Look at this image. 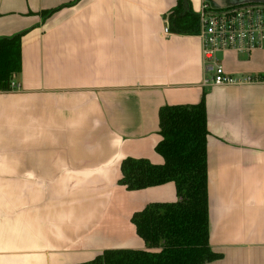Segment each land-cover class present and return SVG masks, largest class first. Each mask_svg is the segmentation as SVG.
<instances>
[{
	"label": "crops",
	"instance_id": "obj_1",
	"mask_svg": "<svg viewBox=\"0 0 264 264\" xmlns=\"http://www.w3.org/2000/svg\"><path fill=\"white\" fill-rule=\"evenodd\" d=\"M74 1L0 0V37L27 30L19 88L0 91V264L146 249L132 215L176 201L175 185L127 190L121 161L162 163L160 107L203 93L209 244L219 254L204 264H264V82L203 86L198 35L164 32L176 0ZM189 2L196 13L264 0ZM218 61L264 76V48Z\"/></svg>",
	"mask_w": 264,
	"mask_h": 264
},
{
	"label": "trees",
	"instance_id": "obj_2",
	"mask_svg": "<svg viewBox=\"0 0 264 264\" xmlns=\"http://www.w3.org/2000/svg\"><path fill=\"white\" fill-rule=\"evenodd\" d=\"M69 5L46 10L42 18ZM166 18L172 33L198 32V16L189 0H176ZM26 32L0 37V91L10 90V82L21 71V38ZM158 116L161 139L154 149L163 162L126 157L118 183L139 190L173 182L177 200L149 203L132 215L146 249H107L79 264H204L219 257L209 244L205 94L195 104L161 106Z\"/></svg>",
	"mask_w": 264,
	"mask_h": 264
},
{
	"label": "built area",
	"instance_id": "obj_3",
	"mask_svg": "<svg viewBox=\"0 0 264 264\" xmlns=\"http://www.w3.org/2000/svg\"><path fill=\"white\" fill-rule=\"evenodd\" d=\"M204 77L202 85H244L264 82L260 75H233L219 64L218 54L232 51L249 55L264 48V3H245L212 10L202 4L196 12ZM164 32H169L168 27ZM19 85L13 80L10 90Z\"/></svg>",
	"mask_w": 264,
	"mask_h": 264
}]
</instances>
